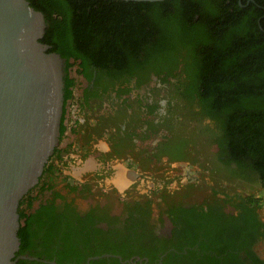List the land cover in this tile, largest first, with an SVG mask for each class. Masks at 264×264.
<instances>
[{"label": "trees", "instance_id": "obj_1", "mask_svg": "<svg viewBox=\"0 0 264 264\" xmlns=\"http://www.w3.org/2000/svg\"><path fill=\"white\" fill-rule=\"evenodd\" d=\"M30 3L45 14L46 31L40 41L51 45L49 52H58L67 60L65 102L73 97L76 79L70 74L78 60H81L79 72L88 79L90 64L112 81H129L140 74L142 82L151 70L164 73L162 80L166 82H170L168 76L172 75L177 94L185 102L177 114L199 122L205 116L211 118L213 127L210 126L211 132L205 130L206 142L219 145L220 167L249 183H257V171L264 179V0H30ZM65 115L64 108L61 139L67 130ZM192 132L195 135L192 141L185 142L184 148L183 143L176 145L177 139L165 135L158 149H167L173 156H186L184 152H190L192 142L198 143L197 132ZM192 149L199 150L198 146ZM63 153L60 148L56 150L57 155L45 166L39 183L21 200L18 236L22 251L30 244L34 234L31 226L36 218L39 220L44 211L50 210L49 202L35 213L31 211L34 202L57 184L53 182L58 171L55 160L61 159ZM193 191L197 192L193 184L184 189L187 194ZM234 192L236 189L230 193L221 191L215 183L212 194H204V234L214 239L212 245L204 243V251L211 250L214 255L204 258L210 264H243L244 255L250 264H264L253 252L259 228L247 221L246 213L245 222H236L233 213L225 214L235 226L223 227L215 222L218 211L223 213L219 205L236 200ZM246 192L251 194L248 199L252 203L254 190ZM193 210L186 212L191 214ZM191 223L195 224L193 219Z\"/></svg>", "mask_w": 264, "mask_h": 264}, {"label": "flooded vegetation", "instance_id": "obj_2", "mask_svg": "<svg viewBox=\"0 0 264 264\" xmlns=\"http://www.w3.org/2000/svg\"><path fill=\"white\" fill-rule=\"evenodd\" d=\"M28 1L30 3V0ZM37 11L43 14L45 21V14L40 10ZM36 25L40 29V20L36 21ZM44 34L45 32L40 36L39 41ZM45 45L49 46L47 48L49 52L51 45ZM55 53L63 59L62 93L67 128L68 104L71 100L79 98L81 107L87 109L88 113L92 112L91 109L96 110L100 107L99 113L101 112L105 120L109 121L106 123L108 125L113 124L116 119L123 120L121 116L125 115L126 120L121 123V129L125 133L121 138L116 136L118 138L114 143L108 142L104 146L96 143L97 150L100 149L99 154L96 158L90 156L80 170L76 171L79 176H82L79 180L73 181L71 177H68L67 181L53 185L47 190L49 192L47 195L39 197L34 202L31 209L33 213L40 207H46L49 202L50 210L44 211L39 220L36 218L34 221L31 226L34 234L24 251L21 250L22 242L19 238L20 244L13 260L16 264H210V261L204 257L209 254L213 256L214 253L211 250L204 251V243L212 245L214 239L204 234V196L192 197L194 194L192 193L185 197L187 193L184 191L180 193L191 184L194 188L196 184L191 179L181 180L180 185L177 183L169 185V181L151 183L149 180H144L142 173L131 164L124 165L112 161L110 166L106 164L107 158L112 159V152L125 151L128 148L127 124L129 123L130 127L134 126L140 117L139 113L133 114L132 109L125 108L129 99L138 97L140 110L143 113L153 111L157 115L163 114L167 99H157V96L152 93L157 94L161 88L174 89L175 78L169 75L170 82H166L162 80L164 73L160 75L149 70L147 78H143L142 82L139 81L141 78L139 73L131 77L129 81H122V79L112 81L111 77L90 64L87 72L91 74V78L88 79L83 75L85 84L78 87L76 82L73 86V97L65 102L67 60L60 53ZM78 61L81 62V60ZM77 88L79 92H76ZM144 89L151 90L147 91L151 95L144 96ZM99 113L93 112L97 116ZM154 128L155 126L149 125L142 129V133L146 136L150 133L157 134L159 131L157 129L154 132ZM91 134L93 136L96 132ZM161 139L162 136H156L155 144L158 145ZM59 148L60 144L55 147L46 165L57 155L56 150ZM109 152L112 157L108 154ZM236 164L238 162L233 165ZM44 171L45 167L41 176ZM137 179L144 182H138ZM255 180L257 183H249V188H252L250 190L264 185L260 171H257ZM145 181L148 183L145 184ZM218 184H221L220 179ZM232 186L234 188H228L227 193L241 188L237 181H233ZM223 187L221 184L219 189L225 191ZM257 190L259 189H254V192ZM232 195L237 197L236 200L228 201L226 205H219L223 213L218 211L219 216H216L215 222L223 227L235 226L230 223L228 215L225 214L233 213L236 216V222H245L243 215L246 213L247 221L253 222L259 228V236L256 237L258 242L256 247H253V252L264 262V256L258 249L259 246H263L264 249V237H262L264 236V215L259 211L256 203H251L248 199L251 194L236 189ZM186 209L194 210L189 214ZM192 219L201 229L191 223ZM243 225L245 223L241 224ZM242 260H245L243 264H250V259L244 255Z\"/></svg>", "mask_w": 264, "mask_h": 264}, {"label": "water", "instance_id": "obj_3", "mask_svg": "<svg viewBox=\"0 0 264 264\" xmlns=\"http://www.w3.org/2000/svg\"><path fill=\"white\" fill-rule=\"evenodd\" d=\"M44 32L28 0H0V264H16L20 201L60 144L63 59Z\"/></svg>", "mask_w": 264, "mask_h": 264}, {"label": "rangeland", "instance_id": "obj_4", "mask_svg": "<svg viewBox=\"0 0 264 264\" xmlns=\"http://www.w3.org/2000/svg\"><path fill=\"white\" fill-rule=\"evenodd\" d=\"M79 63V61L73 63L71 74L76 79L79 85L78 87H81L85 84V79L78 70ZM147 91L150 92L151 90L144 89V96L151 95L150 93L148 94ZM76 92H79L78 88ZM152 95L157 96V99H167L164 105L165 113L160 115H157L153 111L143 113L142 110H140L138 97L129 99L130 101L125 108L132 109L134 111L133 114L139 113L140 117L139 119L137 118V123L134 126L130 127L131 125L129 123L127 124L126 132L129 134L127 141L128 148L125 151L112 152L113 157L110 155L111 152H109L108 154L112 159L110 160L107 158V166H110L111 161L115 163L120 162L124 165L131 164L132 167L142 173L144 180H149L151 183L169 181V185H175L176 183L180 185L181 180L186 181L187 179H191L192 182L196 184L194 188L197 189V192L193 191L195 193L192 197L195 195L200 197L201 195L204 196V194H212L215 183H217L219 187H221L222 184L225 191L233 187V181H237L238 186L241 187L236 188L237 190L249 191L252 189L249 188V182L241 178V180H239L238 178L232 177L225 168L222 169L220 167L217 156L219 145L214 142H206L205 130L211 132V127H213L211 118L205 116L203 117L204 119L202 118V121L199 122L193 121L194 119L191 116L183 117L178 115V108L184 106L185 102L179 94H177L175 88L165 90L161 88L157 94L152 93ZM99 109L100 107L96 108V110L91 109L92 112L88 113L87 109L81 107L79 98L69 102L67 112L68 128L60 141V149H62L64 153L61 158L62 160H55V164L58 165V171L54 175V183L67 181L68 177H71L73 181L79 180L82 176H79L76 171L80 170L82 164H85L90 156L96 158V155L99 154L100 149L97 150L96 143L104 146L108 142L110 144L114 143L118 137L121 138L122 135H124L125 132L121 129V123L125 122L126 116L122 115L121 118L123 117V120L119 119L120 121H117L118 119H116V121H113V124L108 125L106 123L109 121L105 120L106 118L101 112L99 113ZM96 111L99 113L98 116L93 114V112L96 113ZM142 114L144 115L143 117ZM149 125L155 126L156 130H154V132L157 131V129L159 132L157 134L150 133L148 136L143 134L142 129L147 128ZM193 130L197 132L195 139H198V143L192 142L189 147L190 152H184L186 156H173L169 150L158 149L159 144H155L156 136L160 135L163 139L165 135H169L170 138L177 139L174 144L183 143L182 146L184 148L185 142L192 141L193 135H195L192 132ZM92 132H96V134L92 136ZM193 146H198L199 150L193 151ZM218 178L221 184H218ZM144 180H138V182H144ZM147 183L148 182L145 181V184ZM254 189L259 190L254 192L255 196L253 202L256 203L259 211L264 215V185ZM37 192L38 191H35V194ZM48 193V191L45 192L46 195ZM188 195H190V193L185 195V197ZM258 249L264 256L263 246H259Z\"/></svg>", "mask_w": 264, "mask_h": 264}]
</instances>
